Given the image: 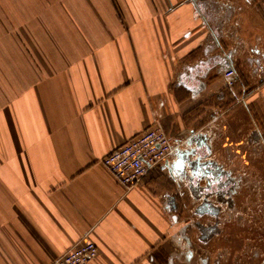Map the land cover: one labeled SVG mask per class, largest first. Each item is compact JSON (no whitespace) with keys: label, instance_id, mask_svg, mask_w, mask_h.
I'll return each mask as SVG.
<instances>
[{"label":"crops","instance_id":"crops-1","mask_svg":"<svg viewBox=\"0 0 264 264\" xmlns=\"http://www.w3.org/2000/svg\"><path fill=\"white\" fill-rule=\"evenodd\" d=\"M260 77L264 0H0V264L84 237L88 264L204 262L185 180L159 164L127 189L101 160L154 126L210 154L213 110L264 131Z\"/></svg>","mask_w":264,"mask_h":264},{"label":"rangeland","instance_id":"rangeland-1","mask_svg":"<svg viewBox=\"0 0 264 264\" xmlns=\"http://www.w3.org/2000/svg\"><path fill=\"white\" fill-rule=\"evenodd\" d=\"M258 79L264 80V77ZM209 112L217 117H211L206 126L214 133L212 158L229 173V180L235 188L231 189L232 204L222 203L220 206L219 203V216L224 224L217 228L222 233L213 235L217 231L212 229L210 235L214 240L210 243L202 237L203 223H210L215 218L207 219L209 215L203 211L196 220L198 235L196 232L195 249L198 250L199 246L207 248L204 255L205 262L209 259L208 264H264V131L259 132L263 127L259 124L256 129L249 110L243 106L233 111V120H228L230 111ZM224 122L227 123V134L223 133ZM221 134L223 136L220 137ZM180 193L187 205L180 209V213L191 216L188 208L193 206V202L187 190L182 189ZM199 205L197 202L195 206Z\"/></svg>","mask_w":264,"mask_h":264},{"label":"built area","instance_id":"built-area-1","mask_svg":"<svg viewBox=\"0 0 264 264\" xmlns=\"http://www.w3.org/2000/svg\"><path fill=\"white\" fill-rule=\"evenodd\" d=\"M234 74L232 68L224 72L229 86L233 84ZM199 146L195 133L172 137L161 127L154 126L113 149L102 158L101 164L119 184L128 189L139 184L159 164L171 176L178 178L179 170L174 169L178 160H182V168L185 169L189 167L190 161L204 162L205 158L196 151ZM98 253V246L84 237L49 264H88Z\"/></svg>","mask_w":264,"mask_h":264},{"label":"flooded vegetation","instance_id":"flooded-vegetation-1","mask_svg":"<svg viewBox=\"0 0 264 264\" xmlns=\"http://www.w3.org/2000/svg\"><path fill=\"white\" fill-rule=\"evenodd\" d=\"M199 156L205 158L204 162L190 161L187 169L179 170L178 180L180 182L185 180L188 184L187 193L191 198V202H193L190 212L194 227L196 226V220L203 211L206 212V215H209L207 219L210 217L215 218L210 223H203L202 237L208 241L206 243H210L214 240L213 236L210 235L212 229L217 231L213 235L218 236L222 233V230L217 228V226L224 224L219 216V203L220 206L222 203L232 204L231 189L235 187H233V182L229 180V173L212 158V152L206 155L199 154ZM234 191L236 190L234 189ZM197 202L200 204L199 207L195 206ZM208 260L205 262L204 259V262L208 264Z\"/></svg>","mask_w":264,"mask_h":264},{"label":"water","instance_id":"water-1","mask_svg":"<svg viewBox=\"0 0 264 264\" xmlns=\"http://www.w3.org/2000/svg\"><path fill=\"white\" fill-rule=\"evenodd\" d=\"M182 156V155H181ZM177 165H179V167L181 166L182 167V160H178L177 161Z\"/></svg>","mask_w":264,"mask_h":264}]
</instances>
